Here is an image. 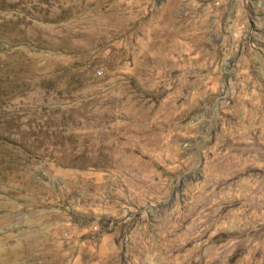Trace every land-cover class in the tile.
I'll return each instance as SVG.
<instances>
[{"label": "rangeland", "instance_id": "1", "mask_svg": "<svg viewBox=\"0 0 264 264\" xmlns=\"http://www.w3.org/2000/svg\"><path fill=\"white\" fill-rule=\"evenodd\" d=\"M0 264H264V0H0Z\"/></svg>", "mask_w": 264, "mask_h": 264}]
</instances>
